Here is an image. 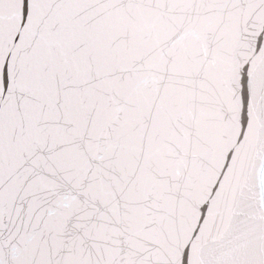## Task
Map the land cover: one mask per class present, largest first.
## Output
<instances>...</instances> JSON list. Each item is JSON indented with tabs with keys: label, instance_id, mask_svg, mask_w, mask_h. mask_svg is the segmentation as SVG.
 I'll return each instance as SVG.
<instances>
[{
	"label": "snow or ice",
	"instance_id": "snow-or-ice-1",
	"mask_svg": "<svg viewBox=\"0 0 264 264\" xmlns=\"http://www.w3.org/2000/svg\"><path fill=\"white\" fill-rule=\"evenodd\" d=\"M0 264H264V0H0Z\"/></svg>",
	"mask_w": 264,
	"mask_h": 264
}]
</instances>
